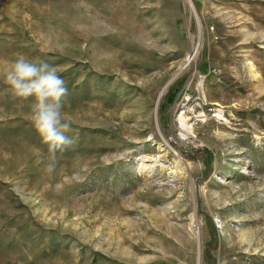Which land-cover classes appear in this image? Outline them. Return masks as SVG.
I'll return each instance as SVG.
<instances>
[{
    "label": "rangeland",
    "instance_id": "rangeland-1",
    "mask_svg": "<svg viewBox=\"0 0 264 264\" xmlns=\"http://www.w3.org/2000/svg\"><path fill=\"white\" fill-rule=\"evenodd\" d=\"M190 2L0 0V264H264V0ZM21 55L68 89L52 171Z\"/></svg>",
    "mask_w": 264,
    "mask_h": 264
},
{
    "label": "clouds",
    "instance_id": "clouds-1",
    "mask_svg": "<svg viewBox=\"0 0 264 264\" xmlns=\"http://www.w3.org/2000/svg\"><path fill=\"white\" fill-rule=\"evenodd\" d=\"M5 93L21 102L31 100V123L42 144L47 146V171H52L63 152L73 143L67 133L72 119L65 111L68 89L59 69L44 60L23 55L10 62L4 73Z\"/></svg>",
    "mask_w": 264,
    "mask_h": 264
},
{
    "label": "bare ground",
    "instance_id": "bare-ground-1",
    "mask_svg": "<svg viewBox=\"0 0 264 264\" xmlns=\"http://www.w3.org/2000/svg\"><path fill=\"white\" fill-rule=\"evenodd\" d=\"M189 1V3L191 4V2H190V0H188ZM192 6V5H191ZM192 9V8H191ZM193 10V9H192ZM194 11V10H193ZM200 42H201V37H200ZM195 46V45H194ZM198 48H199V46L198 47H194L193 48V50H192V53L190 54V55H188L187 57H186V59H185V61L183 62V63H181L180 64V66H179V71H178V73L173 77V79H172V81H174L176 78H178V76L183 72V70L184 69H186L189 65H190V63H192L193 61H195L196 60V56H197V50H198ZM172 81H170L169 83H167V85L163 88V90L161 91V93H160V96H159V101L161 100V98H162V96L164 95V93H165V91L167 90V88H168V86L172 83ZM159 101H158V104H159ZM161 102V101H160ZM157 104V105H158ZM158 111V110H157ZM222 115V114H221ZM185 119H180V126H182V128L184 129V130H188L187 129V125H185L186 123H185V121H184ZM179 164L181 165H184V162H183V160L179 157ZM181 165V166H182ZM189 166V164H185V167H188ZM139 168H140V170H141V172H144L145 174L147 173V174H151V173H153L154 172V170L156 169V165H148V164H146V162H139ZM195 220V219H194ZM195 224V225H194ZM194 224H192L193 225V228L195 229V232H196V234H197V237L198 238H200V228H199V225H198V223L197 222H194ZM202 256V255H201ZM199 261H198V264H200L201 262H200V258L198 259Z\"/></svg>",
    "mask_w": 264,
    "mask_h": 264
}]
</instances>
